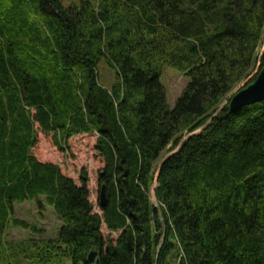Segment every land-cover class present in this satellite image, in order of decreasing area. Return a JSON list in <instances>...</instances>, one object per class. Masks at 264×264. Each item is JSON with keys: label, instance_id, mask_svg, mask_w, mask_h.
<instances>
[{"label": "trees", "instance_id": "trees-1", "mask_svg": "<svg viewBox=\"0 0 264 264\" xmlns=\"http://www.w3.org/2000/svg\"><path fill=\"white\" fill-rule=\"evenodd\" d=\"M263 40L264 0H0V264L7 226L36 231L25 200L62 221L25 243L37 264H264V99L221 106ZM164 65L189 79L172 107ZM39 135L64 155L93 138L104 206L84 167L36 157Z\"/></svg>", "mask_w": 264, "mask_h": 264}, {"label": "rangeland", "instance_id": "rangeland-1", "mask_svg": "<svg viewBox=\"0 0 264 264\" xmlns=\"http://www.w3.org/2000/svg\"><path fill=\"white\" fill-rule=\"evenodd\" d=\"M80 0H61L64 6L78 4ZM264 52V40L257 49V58L254 66L250 70L249 75L240 81L233 90L228 94L230 97L233 92L246 84L257 72L260 71L261 59ZM98 79L101 84L110 87L114 81L113 71L106 65L104 61H100L97 65ZM188 77L168 65H164L160 75V81L166 90V99L170 107L173 106L175 99L181 93ZM249 83V82H248ZM229 100V99H228ZM224 100L221 104L224 105L228 102ZM199 130L195 131L198 132ZM36 157L43 161L55 162L61 165L66 174L71 175L75 179L78 177L80 168L84 167L89 176V189L90 198L93 203L97 202L99 196L98 187V171L102 166L99 155L93 149V138L89 136L77 137L69 141V151L66 154L61 152L53 146L49 136L39 135L38 143L33 149ZM170 153L163 152L161 158L157 162L164 160ZM151 189V200L155 202ZM14 216L27 221L30 225H34L36 231L23 229L21 227L7 226L4 231V237L8 247L7 250V264H37L36 260L31 258L32 252L28 251L26 242L36 241L41 244L47 239H52L56 236L58 227L61 226L62 221L59 220L52 207H40L36 200H25L22 202L14 203ZM44 244V243H43ZM12 247V248H11ZM18 250V256L14 253V249ZM16 255V256H15Z\"/></svg>", "mask_w": 264, "mask_h": 264}, {"label": "water", "instance_id": "water-1", "mask_svg": "<svg viewBox=\"0 0 264 264\" xmlns=\"http://www.w3.org/2000/svg\"><path fill=\"white\" fill-rule=\"evenodd\" d=\"M263 99H264V64L252 81L243 85L242 87H240L238 90H236L231 94L227 102V106L230 111H236L242 108L243 106L261 101ZM156 186L157 183L155 182L152 185L151 189L153 190ZM152 194L154 196V193ZM106 202H107V197L105 193V186L102 184L99 190V203L101 206H104ZM87 261L89 263L98 264L99 258L97 257V252L94 250L90 251L87 255Z\"/></svg>", "mask_w": 264, "mask_h": 264}]
</instances>
